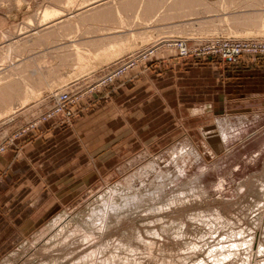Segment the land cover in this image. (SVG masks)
I'll use <instances>...</instances> for the list:
<instances>
[{
    "label": "rangeland",
    "instance_id": "1",
    "mask_svg": "<svg viewBox=\"0 0 264 264\" xmlns=\"http://www.w3.org/2000/svg\"><path fill=\"white\" fill-rule=\"evenodd\" d=\"M162 60L192 77L114 96ZM263 185L264 0H0V264H264Z\"/></svg>",
    "mask_w": 264,
    "mask_h": 264
},
{
    "label": "bare ground",
    "instance_id": "2",
    "mask_svg": "<svg viewBox=\"0 0 264 264\" xmlns=\"http://www.w3.org/2000/svg\"><path fill=\"white\" fill-rule=\"evenodd\" d=\"M90 1V0H89ZM97 2V1H96ZM94 3V2H93ZM92 4V3H91ZM126 4V3H125ZM150 6V5H149ZM96 17V16H95ZM105 18V17H104ZM6 36V35H5ZM14 44V43H13ZM11 45V44H10ZM117 49V47L115 46V45H112V46H110V50L111 49ZM12 50V49H11ZM18 52V51H17ZM2 56V55H1ZM5 57H7V56H5ZM8 58V57H7ZM12 61V60H11ZM12 65V64H11ZM60 80V79H59ZM255 179V178H254ZM252 180V179H251ZM252 181H254V180H252ZM256 182V181H255ZM260 182H262V181H260ZM243 183V182H242ZM249 183V182H248ZM252 183V182H251ZM241 184V183H240ZM246 183H244V185H245ZM253 184V183H252ZM251 184V185H252ZM243 185V186H244ZM248 185V184H247ZM250 185V184H249ZM249 185H248V187H249ZM254 185V184H253ZM259 185V184H258ZM256 186V185H255ZM264 186V185H263ZM242 187V186H241ZM246 187V186H245ZM251 187V186H250ZM259 187H260V185H259ZM247 188V187H246ZM252 188V187H251ZM261 188V187H260ZM258 190H259V188H258ZM263 190V189H262ZM242 191V190H241ZM253 193V192H252ZM260 193V192H259ZM258 193V194H259ZM256 194V193H255ZM258 196V195H257ZM262 196V195H261ZM135 198V197H134ZM138 198V196L136 197V199ZM127 199V198H126ZM129 199V198H128ZM139 199V198H138ZM142 199V198H141ZM135 200V199H134ZM191 200V199H190ZM189 200V201H190ZM264 200V199H263ZM129 201V200H128ZM127 201V202H128ZM144 201V200H143ZM195 201V200H194ZM130 202V201H129ZM128 202V203H129ZM191 202H193V200L192 201H190V202H188L187 203V205L185 204L184 205V208L183 207H181L180 209V211H178L177 212V214L175 215V219H174V222L172 223H170L169 225H171V227H169V229H166L167 230V232L166 233H164V235L161 233V232H159V233H161V235L158 233V229H159V231H160V228L162 227V229H163V226H162V224L160 223V221L159 220H157V219H153L151 222V224L153 225L152 226V229H153V234L155 235H158V237H160L162 240H169V239H175L176 240V238L178 239V240H180V237L182 236V231H181V228H186V226H185V219H186V217H188L190 214L193 216V212L192 211H194V210H192V208L194 207L193 205H192V203ZM171 203V202H170ZM124 204H126V202L124 203ZM138 204V203H137ZM136 204V205H137ZM207 204V203H206ZM112 207H113V209H114V207L115 206H113V205H111ZM111 206H108V207H110V208H112ZM117 206V205H116ZM130 206V205H129ZM182 206V205H181ZM227 206V205H226ZM108 207H107V209H108ZM118 207V206H117ZM125 207V206H124ZM186 207V208H185ZM207 207V206H206ZM116 208V207H115ZM158 208V207H157ZM202 208V207H201ZM117 209V208H116ZM179 209V208H178ZM196 209V208H195ZM203 209H205L204 207H203ZM207 209H208V207H207ZM215 209V208H214ZM156 211H157V209H155ZM198 210H200V209H198ZM202 210V209H201ZM200 210V211H201ZM209 210H211L212 211V209H209ZM110 211H111V209H110ZM114 211V210H113ZM118 211V210H117ZM153 211V210H152ZM197 211V210H196ZM203 211V210H202ZM216 211V210H215ZM200 213V212H199ZM207 213H208V211H207ZM207 213H205V214H207ZM195 214V213H194ZM211 215V214H210ZM191 216V217H192ZM195 216V215H194ZM193 216V217H194ZM202 216V215H201ZM213 216V215H212ZM212 216H210L211 218H212ZM155 217V216H154ZM190 217V218H191ZM151 218V217H150ZM159 219V218H158ZM223 218H222V216L218 213V212H216L215 213V215H214V220L213 221H215V223H222L223 222V220H222ZM228 219V218H227ZM201 220V219H200ZM222 220V222H220ZM173 221V220H172ZM202 221V220H201ZM148 222H150V221H148ZM187 223V222H186ZM204 223H206V222H204ZM209 223V222H208ZM150 224V223H149ZM228 224H229V221H228ZM207 225V224H206ZM220 225V224H219ZM223 225V224H222ZM222 225H220V226H222ZM225 225V224H224ZM231 225V224H230ZM233 225V224H232ZM231 225V226H232ZM188 226V225H187ZM209 226V225H208ZM215 226V225H214ZM207 227V226H206ZM217 227V226H216ZM224 227V226H223ZM233 227V226H232ZM167 228H168V226H167ZM214 228V227H213ZM225 228V227H224ZM227 228V227H226ZM210 230H211V227L209 228ZM215 229V228H214ZM219 229V228H218ZM233 229H236V228H233ZM220 230L222 231V229H221V227H220ZM229 230V229H228ZM240 230V229H239ZM152 231V230H151ZM214 231V230H213ZM227 231V230H226ZM230 231V230H229ZM236 231H237V229H236ZM241 231V230H240ZM216 232V231H215ZM228 232V231H227ZM150 233V232H149ZM152 233V232H151ZM210 233V232H209ZM222 233V232H221ZM237 233H239V232H237ZM121 234V233H120ZM126 234V233H125ZM148 234V233H147ZM241 234L243 235V233H242V231H241ZM211 235V234H210ZM220 235V234H219ZM121 236H123V235H121ZM136 236V235H135ZM234 236H236V234L234 235V231L233 230H231V232L227 235H224V237H225V240H224V244L225 243H228V244H230L232 247H236L237 248V246L239 245V243H241L242 244V247H243V245H246V243L248 244V242H246V241H244L243 239V241L242 240H236L235 239V237ZM240 235H238L237 237H239ZM245 236V235H244ZM120 237V236H119ZM118 237V238H119ZM125 237H127V236H125ZM215 237H216V235H215ZM218 237V236H217ZM223 237V236H222ZM228 237H232V239H229V240H227V238ZM241 237V236H240ZM116 238V237H115ZM137 238V237H136ZM140 238V237H139ZM211 238V237H210ZM242 238V237H241ZM122 239V238H121ZM120 239V241H121V243H123L122 241L124 240V238L121 240ZM142 239V238H141ZM172 239V240H173ZM128 240V239H127ZM130 240V239H129ZM143 240V239H142ZM150 240V239H149ZM148 240V241H149ZM218 239H216V241H217ZM126 241V240H125ZM133 241V240H132ZM140 241V240H139ZM170 241V240H169ZM197 241V240H196ZM220 241V240H219ZM137 242V241H136ZM181 242V241H180ZM115 243H117V242H115ZM126 243V242H125ZM133 243V242H132ZM150 243V242H149ZM218 243V242H217ZM216 243V244H217ZM220 244H221V242H219ZM137 244H138V242H137ZM193 244V243H192ZM198 244V243H197ZM197 244H194L193 246H195L196 248H197ZM118 245H120V243L118 244ZM122 245V244H121ZM141 245V244H140ZM151 245V244H150ZM150 245L148 244V246L150 247ZM200 246H201V244H199ZM198 245V246H199ZM199 246V247H200ZM216 246H218V245H216ZM221 246V245H220ZM142 247H144L145 249H148V247H145V246H142ZM118 248V247H117ZM114 249V248H113ZM119 249V248H118ZM141 249V248H140ZM139 249V250H140ZM194 249V248H193ZM233 249V248H232ZM247 249V248H246ZM99 250V249H98ZM142 250H144V249H141V251ZM235 250H237V249H235ZM239 250V249H238ZM101 251V250H100ZM117 251V250H116ZM135 251V250H134ZM133 251V252H134ZM137 251V250H136ZM115 252V251H114ZM104 253V252H103ZM117 253V252H116ZM136 253V252H135ZM134 253V254H135ZM144 253V252H143ZM148 253V252H147ZM102 254V253H101ZM115 254V253H114ZM146 254V253H145ZM232 254V250L231 251H227L226 252V254H224V256H230ZM95 255V254H94ZM109 255V254H108ZM107 255V256H108ZM118 255V254H117ZM147 255V254H146ZM251 255V254H250ZM92 256V255H91ZM97 256V255H96ZM106 256V258H108ZM134 256V255H133ZM145 256V255H144ZM155 256V255H154ZM175 256V255H174ZM85 257H86V255H85ZM111 257V256H110ZM112 257H113V255H112ZM121 257V256H120ZM123 257V256H122ZM135 257H138V256H136L135 255ZM148 257V256H147ZM150 257V256H149ZM151 257H152V255H151ZM100 258V257H99ZM105 258V259H106ZM125 258V257H124ZM128 258V257H127ZM126 258V259H127ZM155 258V257H154ZM109 259V258H108ZM107 259V260H108ZM140 259H142L141 257H140ZM147 259V258H146ZM150 259V258H149ZM152 259V258H151ZM150 259V260H151ZM156 260H157V262L159 261V263H161V264H165V263H167V262H164L160 257H157V258H155ZM95 260H97V259H95ZM100 260V259H99ZM98 260V261H99ZM110 260V259H109ZM117 259H116V256L114 257V263H115V261H116ZM123 260V259H122ZM122 260H118V261H122ZM137 260V259H136ZM155 260V261H156ZM170 260V259H169ZM103 261H105V260H103ZM111 261V260H110ZM109 261V262H110ZM117 261V262H118ZM126 261V260H125ZM141 261V260H140ZM144 261V260H143ZM168 261V260H167ZM101 262V261H100ZM108 262V263H109ZM127 262V261H126ZM129 262V261H128ZM135 262V261H134ZM134 262H133V264H134ZM154 262V261H153ZM157 262H155V264L157 263ZM91 263V262H90ZM113 263V264H114ZM121 263V262H120ZM125 263V262H124ZM124 263H122V264H124ZM137 263V262H136ZM144 263V262H143ZM103 264V263H102ZM127 264H131V263H127ZM142 264V263H141ZM154 264V263H153ZM169 264V263H168ZM171 264V263H170Z\"/></svg>",
    "mask_w": 264,
    "mask_h": 264
},
{
    "label": "crops",
    "instance_id": "3",
    "mask_svg": "<svg viewBox=\"0 0 264 264\" xmlns=\"http://www.w3.org/2000/svg\"><path fill=\"white\" fill-rule=\"evenodd\" d=\"M153 63V62H152ZM160 64L163 65V67H165V70L163 71L162 68L159 69L156 62H154L153 64H150L149 67L147 68H144L143 71L141 72H137V70L133 71V72H129V74L125 75L123 78L120 79L121 82L118 81V84L116 86H113L112 88V91H113V94L114 96H117V97H120L122 96L123 94H125L126 92V88L128 86H131L132 83L134 84V82H136V87L138 86H145V85H148V84H152L154 85L155 87H160L162 86V79H170L171 81H173V77H176L177 75H181V74H188V76L186 78H191L192 75H191V72H188L189 70L185 71L183 70V68H177L178 67V63L177 62H174V61H171L170 63L166 60H162V62L160 61L159 62ZM159 64V65H160ZM177 65V66H176ZM207 66V64H206ZM141 73L140 75H133L132 73ZM140 76V78H139ZM143 77H145L143 79ZM168 80V81H170ZM161 81V82H160ZM116 84L115 82L113 83L112 82V85ZM111 86V84L107 85L106 87H109ZM125 91V92H124ZM223 96L222 95H219L218 99L219 100H223L222 98ZM87 100L85 98H83L81 100V104L82 105H85L87 102ZM77 107H79V103L75 104L74 108L75 110L77 109ZM75 119L77 118L74 117ZM45 122H41V124H43ZM41 130L39 127H37V130H34L32 133H36V131H39ZM3 160V158H2ZM4 161V160H3Z\"/></svg>",
    "mask_w": 264,
    "mask_h": 264
},
{
    "label": "built area",
    "instance_id": "4",
    "mask_svg": "<svg viewBox=\"0 0 264 264\" xmlns=\"http://www.w3.org/2000/svg\"><path fill=\"white\" fill-rule=\"evenodd\" d=\"M241 47L242 46L233 43L229 45H221L218 49L213 46L210 51L211 53H218L226 61H235L238 55L241 53ZM180 49L185 50L183 46H180ZM129 63H131V61L128 62V64ZM128 64L126 63L121 67H116L111 70V72H109L100 83L106 85L114 82L116 79L126 74L129 70L133 69L135 67L134 65H136L134 63L129 65ZM58 103H60L59 107L55 111H53V113L49 114V117H51L52 114L53 116L62 114L69 119L74 114V110L72 106H70V104L73 102H71L69 100V97H67L66 95L63 96L61 100L58 101Z\"/></svg>",
    "mask_w": 264,
    "mask_h": 264
}]
</instances>
